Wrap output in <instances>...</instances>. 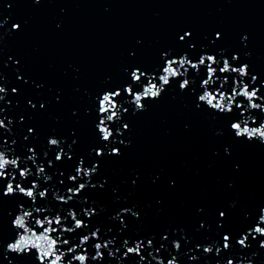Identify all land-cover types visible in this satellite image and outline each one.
I'll list each match as a JSON object with an SVG mask.
<instances>
[{"label": "water", "instance_id": "1", "mask_svg": "<svg viewBox=\"0 0 264 264\" xmlns=\"http://www.w3.org/2000/svg\"><path fill=\"white\" fill-rule=\"evenodd\" d=\"M0 24L4 25L0 28V85L7 89L0 107L2 115L13 121L5 135L7 147L26 156V144L40 153L48 148L49 136L63 138L67 144L77 139L74 159L65 158L63 165H57L65 177L74 174L75 157H87L99 143L94 128L96 96L131 83L134 67L153 71L162 65L163 52H169V58L187 52L193 60L205 51L228 59L237 54L240 59L233 61L234 66L247 63L251 73L264 80V0H0ZM13 24H19V30H13ZM185 32L191 37L181 42ZM217 32L221 39H216ZM21 76L23 80L17 78ZM178 85L174 80L159 99L144 101L145 110L130 107L122 116L130 127L116 136L114 146L120 147V156H109L106 150L103 159L92 157L100 167L91 181L97 188L82 194L89 202L84 207L97 210L89 223L101 227L102 235L108 227L115 234L119 224L112 216L120 208L132 207L140 217H125L124 235L154 238L157 247L164 243L165 261L171 253L180 264H225L228 259L234 264H264V249L259 246L264 238L250 237L247 249L236 244L264 207V143L235 139L227 117L195 110V96L181 92ZM255 115L264 118L259 112ZM117 127L122 125H112L114 131ZM28 128H34L36 135L24 141ZM55 151L50 150V158L54 159ZM56 186L70 185L66 181ZM23 200L5 197L0 205V234L5 241L14 235L11 219L17 202ZM80 203L75 205L78 211ZM219 211L228 214L224 229H217ZM201 223L206 227L201 228ZM225 230L233 237L230 251L222 250L217 256L215 249L204 254L202 248H195L213 240L222 248L220 233ZM165 234L167 241L161 239ZM173 240L182 245L179 253ZM192 255L199 259L191 261ZM105 256L102 264H117L106 252ZM138 259L129 257L124 264Z\"/></svg>", "mask_w": 264, "mask_h": 264}, {"label": "snow or ice", "instance_id": "2", "mask_svg": "<svg viewBox=\"0 0 264 264\" xmlns=\"http://www.w3.org/2000/svg\"><path fill=\"white\" fill-rule=\"evenodd\" d=\"M8 6L11 7L10 4ZM4 23H7V20ZM3 26L0 24V28ZM19 28V24L12 25L13 30ZM185 37H191V33L185 32L179 37L180 41L184 42ZM216 39H221L219 32L216 33ZM189 47L194 49L195 45L191 44ZM169 56V52H163L162 65H157L151 72L142 71L140 67L132 68L131 83H125L122 88L118 87L114 91L105 90L96 96L94 128L98 133L99 143L90 149L87 157H75L74 174L69 173L66 177L65 172L57 165H63L65 158L69 161L74 159L73 146L77 139H72L71 143L67 144L65 139L52 135L47 140L48 148L42 149L40 153L35 147L26 144L24 151L27 155L16 154L15 148L7 147L9 141L5 138L6 133L11 132L10 125L13 121L2 115L4 108L0 107V205L5 197L24 198L23 201L17 202L16 213L11 219V227L15 229L14 235L5 241L0 234V264H5V261L7 264H102L106 260L105 252L107 258L115 259L117 264H124L125 260L133 256L139 258L135 264H180L178 256L171 253H168L171 258L165 261L161 252L162 249L166 251L164 243L157 247L154 238L124 235L128 229L125 217H140L139 211L133 210L132 207L120 208L112 216V220L118 221L119 224L115 234L113 228L108 227L102 235L101 227H93L89 223L97 215V210L91 206L84 207L89 202L87 197L82 195L89 188L96 189L98 186L91 181L92 177L98 174L100 165L92 157L103 159L106 150L109 156L121 155L120 147L114 146L117 143L116 136H122L130 127L128 123L123 122L122 116L129 112L130 107L133 111L145 110L144 101L159 99L166 89L172 87L174 80L179 81L181 92L195 96V110H208L216 116L227 117L228 127L234 133L235 139L249 142L258 140L264 143V118L255 115L257 112L264 114V95H261L264 80L252 74L247 63L234 66L233 61H239V55L233 54L231 59H228L222 54L210 55L205 51L200 54L198 60L191 59L187 52L178 58L175 55L171 58ZM249 76L251 83L248 82ZM17 78L23 80L22 76ZM2 79L0 76V80ZM133 85L138 86L140 90ZM12 92L18 93V89L13 88ZM6 93L7 89L0 85V101L4 100ZM122 97H125L123 101ZM28 104L33 109L36 108L32 101L29 100ZM125 104L129 107H125ZM44 107L41 103L40 108ZM20 120L23 121L24 117L21 116ZM113 124L122 125V128L117 127L114 131ZM27 131L28 135L23 137L24 141H28L29 136L36 135L34 128H28ZM72 135L75 136V133ZM16 143L15 139L11 140L12 145ZM118 143L124 145L125 141L119 140ZM51 149H57L54 159L50 158ZM225 152H228L227 148ZM49 169L52 170L51 173ZM54 178L56 184L53 183ZM66 181L70 186H56H63ZM105 183L106 181L99 183V187L103 188ZM28 201L31 203H27ZM53 201L56 207L53 206ZM80 201L83 203H80L78 211L75 205ZM219 218L217 229H224V222L228 220L227 212L219 211ZM249 220L250 217L246 214L245 221ZM200 227L206 226L201 223ZM220 236L223 241L222 248L218 240L203 245L198 243L195 248H202L204 254H211L215 249L217 256L222 250L230 251L233 246L231 233L225 230ZM250 237L252 240L257 237L264 238V207L259 209V215L254 222L248 223L240 233L236 244L242 249H247L251 247ZM168 238L166 234L161 237L164 241ZM172 246L177 253L182 248L178 240H173ZM259 246L264 249V239L259 241ZM122 249V255H118ZM189 259L196 261L199 258L192 255ZM225 264H234V260L228 259ZM247 264H251V261Z\"/></svg>", "mask_w": 264, "mask_h": 264}, {"label": "clouds", "instance_id": "3", "mask_svg": "<svg viewBox=\"0 0 264 264\" xmlns=\"http://www.w3.org/2000/svg\"><path fill=\"white\" fill-rule=\"evenodd\" d=\"M37 2H39V0H37Z\"/></svg>", "mask_w": 264, "mask_h": 264}]
</instances>
